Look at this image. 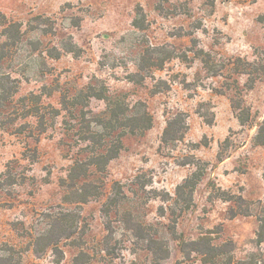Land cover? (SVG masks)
I'll return each mask as SVG.
<instances>
[{"label":"rangeland","instance_id":"374dc122","mask_svg":"<svg viewBox=\"0 0 264 264\" xmlns=\"http://www.w3.org/2000/svg\"><path fill=\"white\" fill-rule=\"evenodd\" d=\"M0 14L16 92L0 264H264V0H0ZM140 110L152 127L121 138ZM119 143L104 171L86 165Z\"/></svg>","mask_w":264,"mask_h":264},{"label":"trees","instance_id":"16d2710c","mask_svg":"<svg viewBox=\"0 0 264 264\" xmlns=\"http://www.w3.org/2000/svg\"><path fill=\"white\" fill-rule=\"evenodd\" d=\"M1 15V14H0ZM11 28V29H10ZM17 29V25L16 24H11L10 26H7L6 30H5V35H7V39L10 41L13 39V34H12V29ZM7 44H5L4 46H6ZM4 48V47H3ZM5 54L3 53V51L0 50V67H1V62L4 59ZM11 84H12V79L10 77L9 73H2L0 72V115H1V110L7 105V103H10L11 98L14 96V94L16 92H14L15 90H13V88H11ZM122 106V104H117L115 105V107L110 109L111 112V120L106 124V125H112V121H117L119 118V113H118V109ZM124 114V112L122 113ZM134 116H128V121L129 123L126 124V127L128 130L124 131V133L121 135V138L123 136L126 135V133H131V134H135L139 131H144V130H148L152 127V117L150 116V114L147 112V110L144 111H136L134 113ZM3 115V114H2ZM107 127V126H106ZM260 134H263V128H260ZM104 135H100V138H103ZM261 137V135L259 136V138ZM263 137V135H262ZM121 141V139L119 140V142ZM262 145H264V140L261 142ZM121 150V144L119 143L118 145H112L110 146L109 149L104 150L102 153L97 154L96 156L90 158L88 160V164L86 165H95L97 166L101 171H104L107 167V165L109 164V162L113 159H115L118 155L119 152ZM80 167V164L75 165V167L73 168V171L75 172L76 176L75 178H79L78 173H76V170ZM94 185L93 183H89V182H85L82 184L80 190L81 191H86L88 188H93ZM88 192L83 193L82 195L85 197L84 199H87L86 197L88 196L87 194ZM58 224H56L57 226ZM56 229V227H55ZM208 240V239H205ZM56 242L53 241H49L47 245H56ZM257 241L259 244L264 243V220H262V225H261V229L258 233L257 236ZM204 242V241H202ZM206 242V247L203 248H199L196 251H199L201 253H205V251L210 252L215 250L212 246H210V243ZM194 246H200V243H193ZM55 249L56 246H55ZM245 264V263H242Z\"/></svg>","mask_w":264,"mask_h":264}]
</instances>
